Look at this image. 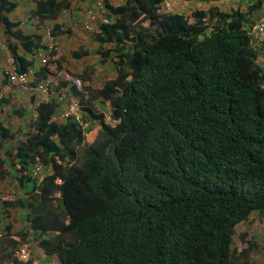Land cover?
Here are the masks:
<instances>
[{"label":"trees","instance_id":"1","mask_svg":"<svg viewBox=\"0 0 264 264\" xmlns=\"http://www.w3.org/2000/svg\"><path fill=\"white\" fill-rule=\"evenodd\" d=\"M31 1L53 38L68 32L58 19L71 0ZM263 1L187 16L165 11V0H102L96 49L72 56H97L111 76L95 87V68L85 66L81 91L56 87L79 98L83 125L53 120L56 95L38 105L33 96L27 128L0 121V182L18 193L0 203L1 256L16 262L26 245L25 264H245L255 245L243 234L238 251L233 237L264 213V52L248 35ZM17 6L0 0V27L34 87L52 73L36 66L43 35L11 19ZM37 164L42 179L29 175Z\"/></svg>","mask_w":264,"mask_h":264},{"label":"built area","instance_id":"2","mask_svg":"<svg viewBox=\"0 0 264 264\" xmlns=\"http://www.w3.org/2000/svg\"><path fill=\"white\" fill-rule=\"evenodd\" d=\"M20 1V0H13ZM31 1V0H30ZM32 2V1H31ZM113 3L112 0H110ZM33 5V4H32ZM94 9L100 10L102 13V0H97ZM164 10L169 12L170 8L166 1L164 2ZM93 17V10L89 9L85 13L86 20L83 21V31L92 34L95 31L94 23L91 21ZM102 23H107V20L102 16L100 19ZM97 28V27H96ZM248 35L251 38L253 46L258 50L264 52V14L259 16L254 22L253 26L248 31ZM43 36L45 38L44 50L36 54L38 62L36 66H49V71L52 75L57 78L60 82H65L67 86L73 87L76 91H81L84 87V82L79 78L76 73L71 72L63 67H57L54 62L55 53L58 51V47L55 43V38L51 36V30L49 26L44 28ZM0 50L4 53L2 69L5 71V75L8 77L10 86H5V90H8L12 86H16L21 92L25 94L36 95L35 105L39 102H46L54 94L58 97L61 106L59 108L58 116L54 117L53 120L71 119L79 125H83V114L82 106L80 105L79 98L73 95L68 90L60 89L55 90L54 84L51 79L47 78L39 82L36 86L31 85L33 71L29 70L25 73H17L14 65V58L10 54L7 46V37L4 34L3 28L0 27ZM5 90L0 91V100L3 99ZM110 119L107 117L105 122L108 123ZM115 122H111L114 124ZM44 167L42 165H34L29 171V175L42 179ZM60 182V181H59ZM17 194L14 191L0 192V203L2 202H13L17 198ZM4 232L0 229V241L4 239ZM16 262L13 260H5L6 264H24L27 261V256L24 251L21 252L19 249L15 252ZM18 262V263H17Z\"/></svg>","mask_w":264,"mask_h":264},{"label":"rangeland","instance_id":"3","mask_svg":"<svg viewBox=\"0 0 264 264\" xmlns=\"http://www.w3.org/2000/svg\"><path fill=\"white\" fill-rule=\"evenodd\" d=\"M28 5L31 3L30 0H26ZM113 1V5H118L119 3L122 2V0H112ZM166 3L168 4L170 11L169 12H180V13H184L187 16H191L193 11H195L196 9H204L212 4L214 5H218L221 10H229L230 8L235 9L238 4H240V9L241 10H246L248 4H250V2H254L255 0H216V1H211L210 3H206L204 1H200V0H165ZM96 1L94 3H91L89 6V8H87L85 10V13L87 10L91 9L93 10V17L91 19V21L94 23L95 20L97 19V21H99L102 18L103 13L100 12V10H96L94 9V5H95ZM32 8V7H31ZM66 13V14H65ZM85 13L83 12V16L82 18H77V23L76 24H69L68 22H64L68 16H69V10L66 12H63L61 14V16L59 17V21L62 23L63 25V29L68 28L69 29V34H71V44L66 48H63V50H61L62 48H60L58 45V51L57 53V59L60 61L62 58V63L63 60H69L70 62V67L74 70V71H78L80 68L78 67L77 63H73L71 60V54L73 51H76V48H82V49H86L87 46L88 48H90L89 50L91 52H93V50L96 49L97 44L95 42L90 41L89 39H87L86 45L85 42L83 41V38H77V35H75V32L72 31L71 28L69 27H73L76 28L77 30H80L81 32L83 31V27H82V23L84 20H86L85 18ZM264 13V1L262 4V8H261V14ZM27 14V13H25ZM65 14V15H64ZM29 17L31 18V13L29 14ZM34 19V18H33ZM32 19V20H33ZM13 21H15L16 19L13 18ZM35 20V19H34ZM28 21H31V19H28ZM36 22V21H35ZM50 24V23H49ZM47 23L45 24H36L33 25V29L32 31L35 32L38 29H42L44 31V28L46 27V25H49ZM28 26V25H27ZM35 26V27H34ZM37 26V27H36ZM80 36H82V34H80ZM75 44V45H74ZM81 44V45H79ZM79 45V46H78ZM85 61L84 64L86 66H90V67H94L95 68V75H93L95 84L94 86L97 87L98 85H100L102 83V74L105 73L106 75H110L112 73V67L110 64H108L107 66L105 65H99V58L95 55H90L88 57H84ZM263 59V58H261ZM259 60L260 62L263 60ZM61 62V61H60ZM66 64V63H65ZM5 87H3L2 90ZM6 92V90H5ZM12 125H18L17 123H14ZM98 127H94L92 129V135L89 139V137L86 138V143H90L91 141L94 140V136L96 137V132H97ZM10 219L14 220L16 219L15 216L12 214L9 216ZM244 234L245 237V241H250L252 242L255 247H253V249L250 251V255L248 257V259L246 260L245 264H264V213L263 214H259V213H253L251 215V220L245 224L244 226H241L237 229V232L235 233L234 237H233V248L237 249L238 251H240L241 249L247 247V244H245L244 242H242L241 240V236ZM19 249L25 252V254H29L30 249L27 248L26 245H23L21 247H19ZM34 256L39 255L40 253L43 256V252L42 250H40V247L38 245L37 242H35V246H34ZM0 260L1 261H5V258L0 256Z\"/></svg>","mask_w":264,"mask_h":264},{"label":"crops","instance_id":"4","mask_svg":"<svg viewBox=\"0 0 264 264\" xmlns=\"http://www.w3.org/2000/svg\"><path fill=\"white\" fill-rule=\"evenodd\" d=\"M97 0H71V5H70V9H69V16L68 18L64 21V22H68L69 24H76L77 23V18H82L83 16V12L85 13V10L87 8H89V6H91V3H94ZM18 6L17 9L13 12L11 19L15 18V21H19L20 24V29L22 30V33L24 34H42L43 35V30L42 29H38L37 31L33 32V25L36 24H40L36 18L33 19V17L31 16V18L29 17V14L31 13V10L33 9V3L31 2L29 5L27 3L26 0H20L17 2ZM32 7V8H31ZM27 13V14H25ZM66 14V13H65ZM64 14V15H65ZM28 19H31V21H28ZM33 19V20H32ZM36 21V22H35ZM58 22L59 19H58ZM76 22V23H75ZM97 19L94 22V26L95 29L97 27ZM46 23V22H45ZM44 23V24H45ZM49 24V23H48ZM28 25V26H27ZM48 26V25H46ZM35 27V26H34ZM37 27V26H36ZM72 29V31L75 32V35H77V38H83L85 45L87 42V39H89V42L93 40L92 34H88L84 31H80L77 30L76 28L73 29V27H69ZM67 31H65L64 33H62L60 36L57 37V39H55V43L56 45H58L60 48H62L61 50H63V48H67L72 42H71V34H69V29L66 28ZM80 34H82V36H80ZM88 43V42H87ZM44 45H45V38L43 36L42 38V47L44 49ZM75 45V44H74ZM81 45V44H79ZM78 45V46H79ZM82 49L81 47L76 48V51ZM86 49H90L87 48ZM84 50V49H82ZM43 50H41L42 52ZM73 53V52H72ZM3 56L4 53H2L0 51V90L5 87V80L4 77L1 73V67L3 64ZM63 59V58H62ZM62 59L60 60V67L66 68L67 70L74 72V73H80L83 68L86 66L84 64V59L85 58H81L79 60H75L71 54V60L73 63H77L78 67L80 68L78 71H74L71 67H70V62L69 60H63L62 63ZM66 63V64H65ZM48 78L52 80L53 82V86L54 89H56L57 84L60 82L57 80V78H55L52 74L48 75ZM95 84L94 78H93V83L92 85ZM89 85L88 82H84V86ZM60 89H65L68 90V88L66 87H60ZM33 94H25L23 92H21L20 90H18L17 88L13 87V88H9L8 90H6L5 94H4V98L6 100V102L1 106V110L0 111V121L3 122L4 124H7L8 122L12 125L14 123H17L18 125H16L17 127H21V128H27V124L28 122H30L32 120V118L35 116V111H34V106H33ZM37 96L35 95V98ZM12 111H16L14 113H12ZM17 112L23 114V118H20L17 114ZM15 127V128H17ZM92 134H90L88 137L90 139ZM95 138V136H94ZM8 184L7 183H2L0 182V192H7L9 190V188H7ZM38 243V242H37ZM28 248V247H27ZM41 254V253H40ZM2 255V253L0 254V256ZM30 251L29 254H27V260L30 257ZM42 255V254H41ZM6 261H1L0 260V264H6ZM25 264V263H24Z\"/></svg>","mask_w":264,"mask_h":264},{"label":"clouds","instance_id":"5","mask_svg":"<svg viewBox=\"0 0 264 264\" xmlns=\"http://www.w3.org/2000/svg\"><path fill=\"white\" fill-rule=\"evenodd\" d=\"M53 95H54V94H53ZM91 133H92V132L86 134V137H85V138H87ZM59 181H60V180H57L56 182H57V183H60Z\"/></svg>","mask_w":264,"mask_h":264},{"label":"water","instance_id":"6","mask_svg":"<svg viewBox=\"0 0 264 264\" xmlns=\"http://www.w3.org/2000/svg\"><path fill=\"white\" fill-rule=\"evenodd\" d=\"M30 237H31V232H30Z\"/></svg>","mask_w":264,"mask_h":264}]
</instances>
